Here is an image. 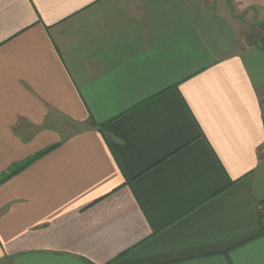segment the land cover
<instances>
[{
    "label": "crops",
    "instance_id": "crops-1",
    "mask_svg": "<svg viewBox=\"0 0 264 264\" xmlns=\"http://www.w3.org/2000/svg\"><path fill=\"white\" fill-rule=\"evenodd\" d=\"M263 37L264 0H0V264H264Z\"/></svg>",
    "mask_w": 264,
    "mask_h": 264
},
{
    "label": "trees",
    "instance_id": "trees-1",
    "mask_svg": "<svg viewBox=\"0 0 264 264\" xmlns=\"http://www.w3.org/2000/svg\"><path fill=\"white\" fill-rule=\"evenodd\" d=\"M261 45H262V48H263V50H264V37H263L262 40H261Z\"/></svg>",
    "mask_w": 264,
    "mask_h": 264
},
{
    "label": "built area",
    "instance_id": "built-area-1",
    "mask_svg": "<svg viewBox=\"0 0 264 264\" xmlns=\"http://www.w3.org/2000/svg\"><path fill=\"white\" fill-rule=\"evenodd\" d=\"M262 226H263V229H264V218H263V221H262Z\"/></svg>",
    "mask_w": 264,
    "mask_h": 264
},
{
    "label": "rangeland",
    "instance_id": "rangeland-1",
    "mask_svg": "<svg viewBox=\"0 0 264 264\" xmlns=\"http://www.w3.org/2000/svg\"><path fill=\"white\" fill-rule=\"evenodd\" d=\"M229 6H230V3H229ZM69 132H71V129H69Z\"/></svg>",
    "mask_w": 264,
    "mask_h": 264
}]
</instances>
